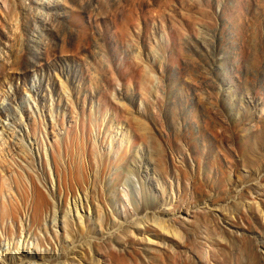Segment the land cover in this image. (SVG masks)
Masks as SVG:
<instances>
[{
	"label": "rangeland",
	"instance_id": "obj_1",
	"mask_svg": "<svg viewBox=\"0 0 264 264\" xmlns=\"http://www.w3.org/2000/svg\"><path fill=\"white\" fill-rule=\"evenodd\" d=\"M29 250L264 264V0H0V264Z\"/></svg>",
	"mask_w": 264,
	"mask_h": 264
},
{
	"label": "bare ground",
	"instance_id": "obj_2",
	"mask_svg": "<svg viewBox=\"0 0 264 264\" xmlns=\"http://www.w3.org/2000/svg\"><path fill=\"white\" fill-rule=\"evenodd\" d=\"M73 182L71 181V183L69 184V189L71 191H73ZM68 187V186H67ZM33 190H34V201H33V209H34V213H35V216L37 217L38 219V216L44 211V210H49V208L51 207V203L50 201L46 198V196H44L43 192L41 191V189L35 184V182H33ZM42 195V196H41ZM13 205V204H12ZM56 205V204H55ZM75 205L77 207V203L75 202ZM78 209V208H77ZM36 219V220H37ZM155 222L157 224H159L160 227L163 228V225L161 224V222L159 220H155ZM134 224V223H132ZM123 224H120L118 225V228L115 230L117 231V233L119 231H121V228H122ZM77 227L79 229V231L81 233H84L85 230H87L86 232H89V231H92V226L90 225V219H89V222L87 221H84L83 220V216H80V221L77 223ZM123 229V228H122ZM102 233V236L104 237L105 236V232H101ZM109 235V238L111 240H115V233L116 232H107ZM105 238V237H104ZM94 240V239H93ZM97 240V239H96ZM99 240V239H98ZM87 243L91 246V239L89 237L88 240H86ZM93 246V245H92ZM70 248V247H69ZM73 248H70V250H72ZM27 253L25 255H23L21 252H20V255L21 257H17V261L19 262V264H27V262H29V260H31V258H34V255H33V251H26ZM70 251L67 247L64 248V256H70ZM56 261V259H54ZM58 260V258H57ZM120 260V259H119ZM60 260H58L59 262ZM121 261V260H120ZM2 262V261H1ZM50 262H53L52 260H50ZM57 262V261H56ZM16 263V262H14ZM61 263V262H60ZM58 263V264H60ZM120 263V262H119ZM2 264H6L5 262H2ZM43 264H46V263H43Z\"/></svg>",
	"mask_w": 264,
	"mask_h": 264
}]
</instances>
